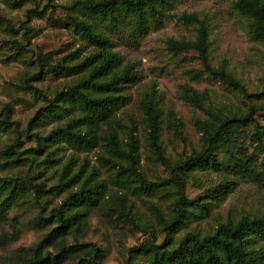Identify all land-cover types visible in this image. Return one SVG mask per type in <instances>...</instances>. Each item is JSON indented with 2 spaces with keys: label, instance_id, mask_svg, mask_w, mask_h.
Segmentation results:
<instances>
[{
  "label": "rangeland",
  "instance_id": "374dc122",
  "mask_svg": "<svg viewBox=\"0 0 264 264\" xmlns=\"http://www.w3.org/2000/svg\"><path fill=\"white\" fill-rule=\"evenodd\" d=\"M76 1L0 0V119L4 113L9 117L7 124L0 123V178L30 174L35 181L44 182L48 189L59 182L65 167L68 169L66 177L80 175L74 186L39 198L47 215L96 170L92 184L104 181L107 185L100 205L111 194H126L134 205L135 222L120 218L117 208L94 207L88 225L77 235L70 236L69 243L96 244L106 252L104 264H127L129 260L151 264L149 254L133 249L154 239V231L161 229L160 219H171L174 200L179 197L177 185L168 184L150 195L137 193L132 187L120 189L113 182L115 169L102 162L101 155H108L102 139L98 146L85 149L60 134L51 142L40 143L37 137L43 138L56 128H65L72 117L83 111L68 103L67 108H63L64 103H61L49 114L46 107L58 90L73 85L86 76L88 70L75 74L53 72L48 66L41 70L38 62L39 56L51 53L52 65L77 64L99 52L96 44L73 27L71 17L76 16L110 37V50L119 56L116 67L119 72L127 66H132L136 72V78L119 90L125 98L113 114L111 125L123 145L130 132L135 135L140 166L149 179H165L170 172L155 160L150 148L143 110L145 100L154 99L161 111V139L165 155L173 163L205 149L203 127L205 122L215 120L216 115L245 117L251 114L244 124L238 125L237 146L215 148L212 151L215 162L180 173L186 197L205 202L206 206L192 207L197 214L178 230L158 233L157 244L174 248L188 231L206 234L213 232L221 222L237 221L245 215L264 216V179L242 170L241 161L248 162L256 172H264V94L258 95L264 90V41L252 37L254 18L236 8L238 0H171L160 17L148 19L143 28L123 10L114 19L101 20L81 6H75ZM192 13L207 23L211 65L224 67L245 85L249 94L209 75L196 50L179 51L172 47V41L197 38L198 25L182 18ZM17 43L24 44V48L19 49ZM190 89L204 96L203 108L184 98ZM178 121L182 123L179 128ZM98 126L99 137L110 132L109 124L101 122ZM87 128L86 124H81L74 130L85 132ZM226 184L230 189L220 193L218 190ZM34 197L28 191L26 202L12 208L9 220L0 223L1 264L15 263L55 225L33 226V220L41 211ZM15 225L20 233L13 240ZM254 247L264 251V240L255 238ZM64 264H73V261Z\"/></svg>",
  "mask_w": 264,
  "mask_h": 264
},
{
  "label": "trees",
  "instance_id": "16d2710c",
  "mask_svg": "<svg viewBox=\"0 0 264 264\" xmlns=\"http://www.w3.org/2000/svg\"><path fill=\"white\" fill-rule=\"evenodd\" d=\"M170 2L171 0H78L74 5L81 6L94 18L101 20L114 19L116 14L123 10L132 15L138 26L143 27L148 19L157 20L163 8ZM235 6L242 14L254 18L252 37L264 41V0H238ZM182 18L188 23L198 25L197 38L194 41H172V47L179 51L196 50L209 75L229 87L249 94L245 85L227 72L224 67L217 68L211 65L208 26L205 19L199 18L196 13L185 14ZM71 22L76 30H80L89 41L99 47V52L85 57L80 63H66L65 65H52L50 63L51 53L38 57L41 70L44 69V66H48L53 72L69 74L88 70V74L73 85L58 90L54 99L49 101L46 107L49 114H52L55 112V107L64 103L63 108H67L66 103H68L70 107L75 105L81 107L82 113L72 117L65 128H56L43 138L37 136L40 143L51 142L56 135L60 134L78 147L92 149L98 146L102 139L105 141L108 152V155H101L102 162L109 165V168L115 169L113 182L120 189L132 187L137 193L150 195L168 184L177 185L179 197L174 200V213L171 219H160L161 229L154 231V239L133 249L149 254L151 264H264V251H259L254 247L255 238L264 240L263 215H245L237 221L221 222L211 233L202 234L197 230L188 231L174 248L160 247L157 244L158 233L178 230L187 223L190 217L197 214L192 210V207L200 205L204 208L206 206L205 202H197L186 197L184 194L185 183L180 173L196 167L205 168L211 161L215 162V159L212 158V151L215 148L229 149L230 146H237L238 125L239 123L244 124L251 118V114L245 117L216 115L215 120L205 122L203 127L207 141L205 149L195 151L185 160L173 163L166 157L161 139V111L154 99L145 100L143 110L147 118L150 148L154 153L155 160L163 164L170 172L169 177L165 179H149L140 166L139 146L135 135L130 132L126 145H123L111 125L113 114L125 98L119 93V90L123 88V84L136 78V72L132 66L124 67L121 72L116 69L119 56L110 50L111 39L106 33L96 28L94 24L76 16L71 17ZM16 46L21 49L25 45L17 43ZM34 90L39 91L37 87H34ZM259 94H264V90ZM184 98L199 108L204 107V96L197 90L190 89ZM8 118V113H4L0 123L7 124ZM101 122L109 124L110 132L99 137L98 124ZM178 122L176 124L179 128L182 123ZM81 124L88 126L85 132L74 130ZM181 136L183 137V135ZM241 161L243 163L242 170L254 174L259 179H264V172H256L248 166V162L243 159ZM67 174L68 169L65 167L59 182L48 189L44 182L35 181L30 174L25 177L6 176L0 178V223L9 220V211L17 205L24 204L26 193L31 191L35 195L34 199L41 206L37 219L33 220V226L40 228L55 224L36 245L21 254L13 264H64L69 260L73 261V264H104L106 252L102 248L96 244L89 246L78 242L70 244L69 237L77 235L88 225V218L94 207L104 208L107 206L109 210L117 208L120 218H128L135 222L134 205L132 201L128 200L126 194H111L100 205L107 185L104 181H95L92 184L97 176L96 170L90 173L79 189L70 191L58 206L44 215L45 205L39 201L41 196L53 191L59 193L78 182L80 175L66 177ZM229 189L230 187L226 184L218 191L225 193ZM14 230L11 236L13 240L17 239L20 233L16 229V225ZM127 264L140 263L129 260Z\"/></svg>",
  "mask_w": 264,
  "mask_h": 264
}]
</instances>
